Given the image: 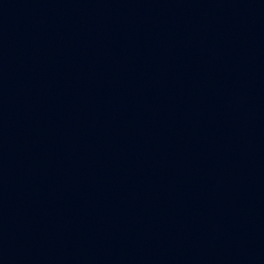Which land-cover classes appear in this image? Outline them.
I'll list each match as a JSON object with an SVG mask.
<instances>
[{
  "label": "water",
  "instance_id": "95a60500",
  "mask_svg": "<svg viewBox=\"0 0 264 264\" xmlns=\"http://www.w3.org/2000/svg\"><path fill=\"white\" fill-rule=\"evenodd\" d=\"M0 264H264V0H0Z\"/></svg>",
  "mask_w": 264,
  "mask_h": 264
}]
</instances>
